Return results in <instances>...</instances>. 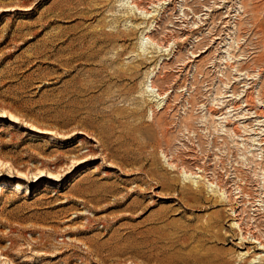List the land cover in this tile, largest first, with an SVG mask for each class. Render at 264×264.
<instances>
[{
	"label": "rangeland",
	"instance_id": "obj_1",
	"mask_svg": "<svg viewBox=\"0 0 264 264\" xmlns=\"http://www.w3.org/2000/svg\"><path fill=\"white\" fill-rule=\"evenodd\" d=\"M259 242L264 0H0V264H264Z\"/></svg>",
	"mask_w": 264,
	"mask_h": 264
},
{
	"label": "bare ground",
	"instance_id": "obj_2",
	"mask_svg": "<svg viewBox=\"0 0 264 264\" xmlns=\"http://www.w3.org/2000/svg\"><path fill=\"white\" fill-rule=\"evenodd\" d=\"M8 10V9H7ZM148 39V38H147ZM149 83V82H148ZM147 90L148 91H150V92H154L155 91V88H154V86H153V84H152V80H150V84H148L147 85ZM12 120H16V117H14L13 115H12ZM36 130L37 131H42V132H45L46 130H43V129H38V128H36ZM47 132H49V131H47ZM44 173H45V171H41L40 172V177H42V175H43V177H44ZM51 174V173H50ZM39 175V174H38ZM209 183V182H208ZM211 184V183H210ZM212 185V184H211ZM247 241V240H246ZM253 241V240H252ZM256 243H257V241L256 240H254ZM260 243V242H259ZM259 247V246H258ZM260 249L261 250H264V244H262V243H260ZM2 253L3 254H5L3 251H2ZM264 255H259L258 254V257H256L255 259H254V262H256V260L258 259V258H260V257H263Z\"/></svg>",
	"mask_w": 264,
	"mask_h": 264
}]
</instances>
